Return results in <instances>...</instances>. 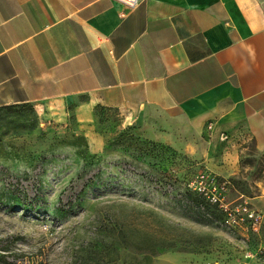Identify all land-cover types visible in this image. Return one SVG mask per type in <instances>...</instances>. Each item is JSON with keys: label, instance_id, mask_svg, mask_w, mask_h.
Instances as JSON below:
<instances>
[{"label": "crops", "instance_id": "crops-1", "mask_svg": "<svg viewBox=\"0 0 264 264\" xmlns=\"http://www.w3.org/2000/svg\"><path fill=\"white\" fill-rule=\"evenodd\" d=\"M24 103L99 144L97 109H118L212 174L244 175L241 147L264 154V0H0V107Z\"/></svg>", "mask_w": 264, "mask_h": 264}, {"label": "rangeland", "instance_id": "rangeland-1", "mask_svg": "<svg viewBox=\"0 0 264 264\" xmlns=\"http://www.w3.org/2000/svg\"><path fill=\"white\" fill-rule=\"evenodd\" d=\"M97 120L101 144L73 115L0 107V264H264V222L226 226L184 195L212 173L206 163L147 137L118 109L98 108ZM239 166L244 175L218 176L257 208L263 153L245 143Z\"/></svg>", "mask_w": 264, "mask_h": 264}, {"label": "built area", "instance_id": "built-area-1", "mask_svg": "<svg viewBox=\"0 0 264 264\" xmlns=\"http://www.w3.org/2000/svg\"><path fill=\"white\" fill-rule=\"evenodd\" d=\"M129 8L138 5L139 0H117ZM188 188L201 195L215 206L223 215L224 225L243 227L258 231L264 222V215L243 195L232 198V183L229 179L220 178L212 173H200L187 183Z\"/></svg>", "mask_w": 264, "mask_h": 264}, {"label": "trees", "instance_id": "trees-1", "mask_svg": "<svg viewBox=\"0 0 264 264\" xmlns=\"http://www.w3.org/2000/svg\"><path fill=\"white\" fill-rule=\"evenodd\" d=\"M263 156H264V154H263ZM230 180V179H229ZM94 179H90L89 181H88V183H87V185H91V184H93L94 182ZM231 181V183H232V189L234 188V184H233V182H232V180H230ZM193 191H191L190 189H189V191L188 192H185V196H186V198L188 199V200H190V201H192L194 204H196L197 206L198 205H203V203H204V201L207 203V205L204 207V209H205V211L206 212H209V211H211V209H213V210H215V211H217V213H218V215H219V217H220V219L222 220V213L215 207V206H213V205H211V204H209L206 200H205V198H203L201 195H199V194H197V193H195V192H193Z\"/></svg>", "mask_w": 264, "mask_h": 264}]
</instances>
